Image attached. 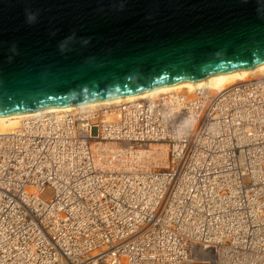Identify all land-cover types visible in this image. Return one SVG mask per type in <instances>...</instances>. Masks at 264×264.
Here are the masks:
<instances>
[{"label":"bare ground","instance_id":"1","mask_svg":"<svg viewBox=\"0 0 264 264\" xmlns=\"http://www.w3.org/2000/svg\"><path fill=\"white\" fill-rule=\"evenodd\" d=\"M258 81L261 82L260 86H264V62L132 94L0 114V132L10 131L14 125L20 121L22 123L23 118L30 115L56 112L63 113L56 116L58 121L69 117L68 122L71 124L77 121L87 122L98 116L104 126H111L114 137V139L106 140L96 139L89 144L94 153L95 162L102 166L106 186L96 184L92 187L91 194L87 196L84 192L76 190L68 180V173L61 165L63 164L60 161L61 154L57 150L51 153L58 160L60 172L52 173L47 168L45 173L46 175L54 174L52 177L55 178V191L58 193L60 189H64V197L69 203L74 204L80 201L84 204V208L82 205L78 207L80 210L78 219L66 230L60 225L62 220L68 218L58 207L65 206L63 203L50 201L45 203L41 206L44 210L46 209L45 213L35 209L39 208V205L38 202H34V196L31 195H36L37 199L44 197L36 193L39 190L44 192L43 184L24 185L23 180H12L10 188L5 192L8 194L9 201L5 202V213L0 216V264H75L79 261L81 264H86L82 260L103 252H111L115 256L113 257L110 253L107 255L109 264L112 260H116L114 264H134L136 262L134 258L121 254L122 252H119L117 248L113 251L97 248L91 250V242L95 235L89 238L77 237L84 229H87L92 216L89 214L90 211L102 213V210L110 209L109 213L115 214L114 218L125 224L131 219L137 218L136 222L149 219L154 212L158 210L164 212L167 209L161 199H159V205H155L154 202L159 196L157 191H145L147 198L143 202L135 198L136 185L133 184L130 187L126 185L132 181L133 176H138L142 180L146 179V182H150L157 189L169 185L178 195L177 200L168 204L169 208L165 219L161 220L154 244L148 243L149 246H145L148 248L146 250L148 256L144 264H152L151 262H156L157 259L165 264L177 263L188 258L193 247L201 248V251L205 250L207 257L204 258L199 250L188 264H255L263 260L255 249L259 243L256 230L251 231L250 240L245 242L247 248L243 250L242 259L237 247L239 239L237 235L234 237L235 245L220 246L221 236L231 231L228 210L223 211L217 225L209 227V232L200 230L204 218L214 217L213 209L242 202L241 198L250 189L249 184L245 185L249 180L256 181L260 189L255 188L254 194L246 195L249 198L244 205L248 212L255 213L257 204L264 200L261 199L264 197H259L261 194L264 195V164L261 163L259 166L264 153L259 151L260 144L257 142L264 141V125L257 122L264 120V114L256 115L257 110L253 106L247 113L240 112L244 104H248L243 91L227 98L223 97L225 92L220 96L216 95L217 91L233 84H239L243 89L245 85L255 84ZM185 89L187 93L183 92ZM139 105L144 110L141 124L128 118L131 114L136 118L139 117V111L136 110ZM235 106L239 108L236 109ZM113 120L116 122L113 123ZM47 123L41 122L43 129L46 128ZM136 127H142V129L134 138ZM127 128L132 131L125 133ZM169 135L175 138L174 144H168ZM68 138L72 144L82 141L77 134V129H74ZM121 139L130 141L122 144ZM253 140H255L254 143L251 142ZM149 144L166 145L168 158L164 169L155 170L141 164L145 157L150 159L154 156V147L149 149L142 147ZM195 149L198 151L196 154ZM241 157L245 169L236 167L231 170L230 164L238 165ZM207 158L210 159L207 160ZM179 161L182 170H179L177 166ZM253 161L257 163L256 167H250ZM125 163L129 165L126 166ZM45 164L47 167L51 166L47 162ZM226 169L231 171L227 173ZM150 173H154L156 178H149ZM111 175L114 176L112 179ZM219 176L222 178L220 183H211L205 190L202 178L214 181ZM225 181L229 183L232 191L227 194V197L219 196L216 192L217 187ZM6 182L7 176L0 177V184H6ZM47 187L53 189L50 186ZM240 191L242 194H234ZM125 194L130 197L129 200L124 199ZM183 196L189 199L190 209L194 213L182 211L183 202L180 199H183ZM14 198L15 201H13ZM126 202H130L131 207L137 211L133 210L132 214L127 215L122 213V207ZM25 209L38 216L35 218L27 216ZM173 215L179 216L178 224L166 222ZM236 220L247 232L249 223L254 221L242 216H236ZM135 226L141 228V225ZM163 231L164 238L161 235ZM143 234L145 243L152 242L148 233ZM76 237L77 239L70 240ZM105 238L106 236L103 237L104 240ZM171 242L173 245L170 244ZM106 247L107 245L103 246V248ZM92 264L97 262L94 261Z\"/></svg>","mask_w":264,"mask_h":264},{"label":"water","instance_id":"2","mask_svg":"<svg viewBox=\"0 0 264 264\" xmlns=\"http://www.w3.org/2000/svg\"><path fill=\"white\" fill-rule=\"evenodd\" d=\"M26 9L39 13L36 23L26 22ZM261 62L264 0H0V114L132 94Z\"/></svg>","mask_w":264,"mask_h":264},{"label":"built area","instance_id":"3","mask_svg":"<svg viewBox=\"0 0 264 264\" xmlns=\"http://www.w3.org/2000/svg\"><path fill=\"white\" fill-rule=\"evenodd\" d=\"M260 85L261 82L258 81L255 84L245 85V87L242 89L241 85L233 84L223 90L217 91L218 93L216 95L220 96L223 92H225L223 97L225 96L227 98L229 96L232 97L238 93L244 92L245 97L248 100V104H244L243 109H240V112L247 113L250 107L253 106V108L257 110L256 115L264 114V86ZM235 107L236 109L239 108L237 106ZM136 110L139 111V117L136 118L133 116V114H131L130 116H128V118L133 122L136 121L141 124V120L144 118V110L140 105ZM58 114L63 113L44 112L30 115L26 118H23L22 123L20 122L18 126L12 128L10 131L0 132V177L5 178L7 176L6 184H0V216L5 213V202L9 201L8 194H5V192L10 188L9 185H11L12 180H23L24 183L22 184L24 185L43 184V186H45L44 192L41 190L36 192L40 196L44 197L37 199L36 195H31L34 196V202H38L39 208L35 209H38L40 213H45L46 209L44 210L41 206L49 201L53 203H63L65 205L58 206L60 210L64 211V215L68 217L66 220H62L60 222L62 229L66 230L74 223L75 220L78 219L80 215V210L78 209V207L79 205H82V208H84V204L80 201H76L74 204L69 203V201L64 197V189H60L58 193L55 191V178L52 177L54 176V174L46 175L45 173L47 168H49L52 173L56 171L60 172L58 167V160L51 155V153H53L55 150H57L61 154L62 158H60V161L63 164H59L65 167L68 173L67 178L73 184V187L76 190L84 192L85 196H87L91 194V189L96 184L106 186V183L103 179L104 174L101 168L102 166L101 164L95 162L94 153L91 150L89 144L92 141H96V139H114V137L112 136L111 126H104L98 116H96L95 118H91L87 122L77 121L75 124H71L68 122L69 117L58 121V118L56 117ZM43 121L48 122L45 125V129H43L41 125V122ZM114 122H116V120H113V123ZM251 122H253V120H251ZM257 122L264 125V120ZM108 123L109 122H107V124ZM74 129H77V134L82 138V141L78 144L70 143L68 138ZM141 129L142 127H136L134 138L138 135ZM130 131H132V129H125V133H129ZM169 139L170 140L167 141L168 144L175 143L174 137L169 135ZM125 141L130 140H123L122 144H125ZM251 142L254 143L255 140ZM257 142L260 144L259 151L264 153V141L259 140ZM194 151L195 154L198 153L196 149ZM176 153H178V151H176ZM234 154H232V156ZM261 158L262 160L259 162V166L261 163L264 164V156H262ZM209 159L210 158H207V160ZM241 161L242 157L238 165L233 163L230 164L229 168L231 170H234L236 167H238V169L239 167L245 169L244 164ZM46 162L48 164H51V166L47 167L45 164ZM248 162H250V160ZM177 166L179 170H182L180 161ZM256 166L257 163L255 161H253L250 165V167ZM231 170L226 169L225 172L228 173ZM160 175L158 177H160ZM113 177V175L110 176L111 179ZM149 178H156L155 174L150 173ZM220 180H222L221 176H219L214 181L207 178H202L205 190L211 183H220ZM188 181L190 182L189 177ZM133 184L136 185V187H134V197L139 201L143 202L147 198L144 194L145 191H157L159 196L158 199H156V201L154 202L155 205L158 206L159 199H161L164 202V207L166 206L167 209L164 212L160 210L154 212V215H152L149 219L139 220L138 222H136L137 218L131 219L127 220L125 224L121 223L119 219H115V214L109 213L110 209H104L102 210V213L95 210L94 212L90 211L89 214H91L92 216L87 225V229H84L83 232L80 233V235L77 237L89 238L91 235H95L94 240H92L91 242V250L97 248L99 250L113 251V249L117 248L119 252H122L121 254L129 255L131 258H134L136 261L134 262V264H144L147 261L146 258L148 256V253L146 251L148 248H146L145 246H149L148 243L152 245L154 244L159 226L161 225V220L165 219V214L169 208L168 204L177 200L178 195L169 187V185L157 189L154 188L150 182H146V179L142 180L138 176H133L132 181H130V183L126 185L130 187ZM246 184H249L250 189L249 192H245V196L241 198L242 202L235 205H227L223 208L216 207L215 209H213L214 217L212 219L204 218L203 222L200 225V230L209 232V227L217 225L220 222L223 211L228 210L227 214H229L230 217L231 231L221 236L222 241L220 246L224 244L235 245L236 242L234 241V237L237 235L239 237L237 241V247L241 253L242 259L243 250L247 248L245 242L250 240L251 231L256 230V236L259 235V243L255 246V249L259 257L263 260L255 264H263L264 200L261 199L264 198L260 199L261 201L257 204L255 213L248 212L247 207L244 205L247 204V200L249 198L246 195H248L249 193L254 194L255 188L259 190L260 187L256 181L249 180L245 183V185ZM47 186H50L53 189H49ZM230 191H232L230 185L227 181H225L222 182V184L218 185L216 192L219 196L226 195L227 197V194ZM234 194L240 195L242 194V191L235 192ZM259 197H264V195L261 194L259 195ZM124 199L129 200L130 197L125 194ZM180 200H182L183 202L182 211L184 213H194V211L190 209L191 204L186 196H183V199ZM13 201H15V198L13 199ZM133 210L137 211V209L131 207L130 202H126L122 207V213L126 215L132 214ZM26 211L28 214L27 216H31L34 218L38 216L37 214L32 213L28 210ZM46 212H48V210ZM236 216H242L247 219H254V221H251L249 223L248 232L243 230V228L240 226L239 221L236 220ZM179 220L180 218L178 215H173L166 222H173L178 224ZM133 224L141 225V228H138ZM4 230L6 231L5 227ZM74 230L79 233L76 228H74ZM144 232L149 234L150 240L152 242L145 243L143 241ZM161 235L164 238V231ZM105 236L106 238L104 240L103 237ZM77 237L70 240L73 241L77 239ZM170 244L173 245V242H171ZM104 245H107V247L103 248ZM2 248H4V245H2ZM177 249L179 250V248ZM200 249L201 248L193 247L192 250H190L191 254L188 256V258L180 260L179 262L174 264H188V261H190L193 256H196ZM201 252L204 258L207 257V253L205 250ZM109 253L113 257H115L111 252H103L96 256H89L87 259L82 261H85L86 264H92L94 261H96L97 264H109V260L107 258V255ZM114 263H116V260H112L111 264ZM151 263L165 264L160 259H157L156 262ZM75 264H81V261Z\"/></svg>","mask_w":264,"mask_h":264},{"label":"rangeland","instance_id":"4","mask_svg":"<svg viewBox=\"0 0 264 264\" xmlns=\"http://www.w3.org/2000/svg\"><path fill=\"white\" fill-rule=\"evenodd\" d=\"M186 91L187 90L185 89L183 92H186ZM20 122L18 124L14 125L13 127L19 125ZM156 145H158V146H154V144H149V145L142 146V147L148 148V149L154 147L155 148V153H154V156L152 158H150V159L149 158L147 159L145 157V159L143 160V163H141V164L145 165V167H148V168H153L155 170H161V169H164L165 165L167 164V158H168L167 152H168V149H167L166 145H163V146L161 144H156ZM144 162H145V164H144ZM125 164H126V166L129 165V163H125Z\"/></svg>","mask_w":264,"mask_h":264},{"label":"clouds","instance_id":"5","mask_svg":"<svg viewBox=\"0 0 264 264\" xmlns=\"http://www.w3.org/2000/svg\"><path fill=\"white\" fill-rule=\"evenodd\" d=\"M25 15H26V22L28 24H34L37 21V18H38L39 13L38 12H33L31 10H27L26 9L25 10ZM53 35H55V33H53ZM75 38H76L75 37V34H73L72 36H69L64 41H62L60 43V45H59L60 51L63 52L65 50H67L68 43L74 41ZM82 43L87 44V43H89V40L85 39V40L82 41ZM11 51L13 53L16 52L15 46H13V48L11 49ZM10 59H11V57H10Z\"/></svg>","mask_w":264,"mask_h":264}]
</instances>
